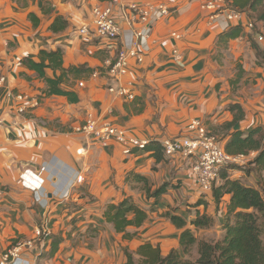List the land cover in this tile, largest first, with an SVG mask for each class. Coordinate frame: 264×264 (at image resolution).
Segmentation results:
<instances>
[{
  "label": "crops",
  "instance_id": "1",
  "mask_svg": "<svg viewBox=\"0 0 264 264\" xmlns=\"http://www.w3.org/2000/svg\"><path fill=\"white\" fill-rule=\"evenodd\" d=\"M164 1L171 14L153 26L144 62L132 60L120 81L134 92L132 100L112 93L109 86L114 82L105 75L93 74L115 61L120 44L78 34L81 26L91 23L93 9L109 0H0V78L5 77L0 82L5 125L0 127V256L17 239H35L23 255L24 264H126V250L139 259L136 252L146 243L160 247L164 256L182 250L184 229L163 216L166 212L183 217L197 238L211 232L194 227L198 215L206 213L221 226L226 222L230 195L217 205L212 192L200 188L193 157L163 154L157 160L153 151L127 156L117 142L103 144L81 130L91 115L150 141L191 135L188 126L193 119L222 139L223 146L236 130L248 134L261 127L264 135V64L257 63L255 47L264 42L247 27L253 23L249 13L234 6L243 15L231 21L226 13L213 16L204 9L206 0ZM59 17L62 28L54 31L52 24ZM240 24L238 38L220 41L222 33ZM256 24L263 33V23ZM60 48L65 69L82 68L61 86L73 91L78 101L47 95L45 78L23 63L25 58L39 62L42 50ZM174 49L182 54L181 61L174 60ZM45 72L48 78L60 74L52 68ZM17 95H24L23 103L30 107L23 125L11 129L12 117L23 104ZM235 104L245 116L226 132L223 126L234 119L230 106ZM257 154L247 155L244 165L225 167L229 176L261 188L264 172L252 164ZM27 170L43 178L47 206L23 183ZM79 175L84 176L82 184L77 183ZM142 178L152 191L170 184L157 203L147 196ZM128 197L148 213L141 227H128L132 237L117 232L104 217L110 203ZM39 229H44L40 239ZM58 235L62 241L52 254Z\"/></svg>",
  "mask_w": 264,
  "mask_h": 264
},
{
  "label": "trees",
  "instance_id": "2",
  "mask_svg": "<svg viewBox=\"0 0 264 264\" xmlns=\"http://www.w3.org/2000/svg\"><path fill=\"white\" fill-rule=\"evenodd\" d=\"M232 1L233 8L238 7L241 10H246L253 19L254 28L252 32L264 36V32L261 33L256 24L257 21H260L264 25V0ZM62 22L63 18H57L52 24V30H60ZM66 25L67 23L64 27ZM242 30L241 24L230 27L219 36V39L220 41H228L238 38L242 34ZM255 47L257 49V63L264 64V43L262 45L255 44ZM23 63L28 68L36 70L40 77L45 78L48 85L47 95H66L70 97L72 102L78 101L79 98L73 91H66L61 86L67 83L69 76L79 75L82 68L71 67L65 69L61 48L55 51L42 50L39 62L32 58H25ZM46 68L60 71V74H57L55 78H48L45 72ZM238 68V77L241 78L244 70L241 65ZM230 110L234 112V119L223 126L226 132L229 128L236 126L245 116L243 108L238 104L231 105ZM216 138L222 140L218 136ZM224 148L231 155H249L251 152H258L252 164L255 169L264 172V135L261 127L253 129L248 134L241 130L234 131L225 143ZM146 151H153L157 160H161L162 155L165 154L163 145L159 141H151L146 147ZM226 167L230 168L229 166ZM227 168L224 167L220 171V179L212 191L217 205L223 201L226 195H230L227 204L226 222L223 225L225 234L221 239L211 241L205 238H197L192 230L186 227L187 221L183 217L166 212L163 216L169 218L177 228L184 229L180 238L182 250H173L164 256L160 247L146 243L141 245L136 252L140 257L139 259L135 257L134 253L126 250L128 258L126 264H264V185L261 188H255L244 184L239 179H232ZM142 180H144V190L147 196L154 197L155 203L161 199L170 185L164 183L152 191L151 187L148 186V180L146 178H142ZM104 217L106 222L113 224L117 232H124L126 237H132L133 234L128 233L126 230L130 226L141 227L148 218V213L136 204L132 198L128 197L117 204L110 203L106 208ZM192 224L200 229L210 228L214 224V219L205 213L198 215ZM61 241V236L54 237L55 243L52 247V254L58 249V244ZM195 251L197 257L193 258Z\"/></svg>",
  "mask_w": 264,
  "mask_h": 264
},
{
  "label": "built area",
  "instance_id": "3",
  "mask_svg": "<svg viewBox=\"0 0 264 264\" xmlns=\"http://www.w3.org/2000/svg\"><path fill=\"white\" fill-rule=\"evenodd\" d=\"M232 4V0H206L202 7L210 10L213 16L226 13L229 20L240 21L242 14L233 8ZM171 10V6L164 0H109L106 5L93 9L91 23L79 28L78 34L80 35L88 37L95 35L120 44L115 61L110 63L107 69L93 73L95 76L105 75L114 82L109 86L112 93L135 99L134 92L120 84L121 78L129 73L132 60L139 65L144 62L146 53L151 49L150 39L153 26L167 18ZM247 27L253 30L254 24L250 22ZM258 40L263 42L264 36L258 35ZM173 55L174 60H182V54L178 49H174ZM4 81L5 77H1L0 82L4 83ZM80 85L83 86V83ZM17 98L22 103L25 102L24 95H17ZM27 109L25 103L18 107L16 114L12 117L11 125L9 124L11 129L23 125V115ZM0 127H5L3 117L0 118ZM188 128L192 132L191 135L164 139L159 142L168 156L193 157L195 161L192 171L197 183L205 193H211L220 179V171L230 164L244 165L247 155L227 153L221 141L208 133L200 120L193 119ZM81 130L97 142L103 144L110 141L117 142L123 147V153L127 156L135 154L136 151H146V147L151 142L148 139H140L135 135L127 134L103 118H95L91 115L87 117ZM22 178L26 186L35 190L36 199L42 205L47 206L48 202L42 191L43 178L31 170L24 172ZM84 181L83 175L77 177V183L82 184ZM43 234L44 229H39L36 232V238L40 239ZM34 243L35 239L15 240L3 251L0 264H24L23 255L34 246Z\"/></svg>",
  "mask_w": 264,
  "mask_h": 264
},
{
  "label": "rangeland",
  "instance_id": "4",
  "mask_svg": "<svg viewBox=\"0 0 264 264\" xmlns=\"http://www.w3.org/2000/svg\"><path fill=\"white\" fill-rule=\"evenodd\" d=\"M236 9V8H235ZM238 10V9H236ZM239 11V10H238ZM240 13L243 15V13L240 11ZM264 42V41H263ZM151 50V49H150ZM149 50V51H150ZM19 65L22 64V62H18ZM28 107H30L28 105ZM3 117V116H0V118ZM207 129V128H206ZM208 133H210V131L207 129ZM211 134V133H210ZM213 135V134H212ZM235 166H237V164H230L229 167L230 168H234ZM261 180H264L263 178H261ZM263 182V181H262ZM208 230H211V232H208L206 235H204L202 238H205V239H208V240H211V241H216L218 239H220V237L224 236L225 234V231L223 232V226H221L220 223H216L215 224V221H214V224L212 227L208 228ZM220 231V232H219ZM221 237V238H222ZM197 257V253L196 251L193 253V258H196Z\"/></svg>",
  "mask_w": 264,
  "mask_h": 264
}]
</instances>
